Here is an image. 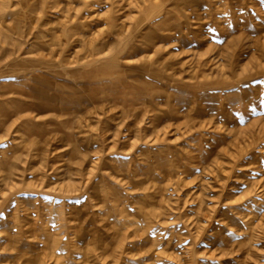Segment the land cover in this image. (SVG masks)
I'll return each mask as SVG.
<instances>
[{"label": "rangeland", "instance_id": "rangeland-1", "mask_svg": "<svg viewBox=\"0 0 264 264\" xmlns=\"http://www.w3.org/2000/svg\"><path fill=\"white\" fill-rule=\"evenodd\" d=\"M0 264H264V0H0Z\"/></svg>", "mask_w": 264, "mask_h": 264}, {"label": "bare ground", "instance_id": "bare-ground-1", "mask_svg": "<svg viewBox=\"0 0 264 264\" xmlns=\"http://www.w3.org/2000/svg\"><path fill=\"white\" fill-rule=\"evenodd\" d=\"M68 32V31H67ZM67 36V35H66ZM92 250V249H91ZM93 251V250H92ZM166 252V251H165ZM93 254V253H92Z\"/></svg>", "mask_w": 264, "mask_h": 264}]
</instances>
